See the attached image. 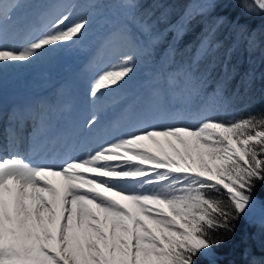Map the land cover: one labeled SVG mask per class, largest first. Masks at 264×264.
Returning a JSON list of instances; mask_svg holds the SVG:
<instances>
[{
  "label": "snow or ice",
  "instance_id": "snow-or-ice-1",
  "mask_svg": "<svg viewBox=\"0 0 264 264\" xmlns=\"http://www.w3.org/2000/svg\"><path fill=\"white\" fill-rule=\"evenodd\" d=\"M256 2L264 9V0ZM138 3L125 0L128 15L120 35L139 49L133 29L150 33L151 24L139 15ZM19 6V0L0 4V86L5 66L31 64L75 44L92 24L89 14L66 11L17 44L8 25H22L14 15ZM137 59L124 53L118 63L97 69L92 100L123 88L135 75ZM162 79L145 100L157 113L177 112L207 84L192 65ZM36 118L43 126L39 111ZM103 120V112H93L85 127L91 131ZM56 177L61 179H51ZM123 178H132L139 190L129 189ZM257 180L264 181V113L205 117L196 125L148 124L59 164L5 153L0 155V264H195L198 254H211L219 243L210 231L230 230L235 213L255 203L251 191ZM115 196L131 201L136 211Z\"/></svg>",
  "mask_w": 264,
  "mask_h": 264
},
{
  "label": "trees",
  "instance_id": "trees-1",
  "mask_svg": "<svg viewBox=\"0 0 264 264\" xmlns=\"http://www.w3.org/2000/svg\"><path fill=\"white\" fill-rule=\"evenodd\" d=\"M162 5L178 10L174 13L159 11ZM195 7V14L182 24L176 40H172V28ZM137 11L151 24L150 33H144L140 27L133 29L141 47L138 49L120 35L128 13L118 27L116 34L119 33V36L115 39L122 54L137 56V63L142 65L140 72L150 62L152 67L159 63L154 76L160 75L162 70L173 74L172 69H187L192 65L207 78L205 91L187 102L199 101L203 102L202 105L199 104L195 114L190 111L181 113L183 118L205 113L203 119H231L264 113V9L258 6L256 0H139ZM161 12L166 15H161ZM190 30L194 34L193 40L199 37L197 33L212 39L213 51L221 57L213 61L217 62L219 80H216L218 76L213 78L211 75L216 65L208 67L203 61L207 58L212 63L211 50L193 60V46L188 38ZM185 44H188L187 49ZM218 86L219 95L216 94ZM187 103L183 102L184 105ZM212 110L217 113L212 115ZM178 112H181L180 108ZM212 195L218 194L213 191ZM251 196L255 203L246 206L244 213H235L230 230L218 228L210 231L219 243L212 246L211 254H198L195 264H264V181H255Z\"/></svg>",
  "mask_w": 264,
  "mask_h": 264
},
{
  "label": "rangeland",
  "instance_id": "rangeland-1",
  "mask_svg": "<svg viewBox=\"0 0 264 264\" xmlns=\"http://www.w3.org/2000/svg\"><path fill=\"white\" fill-rule=\"evenodd\" d=\"M16 2L17 0H0V4H6L8 6H11ZM115 2H117V0H19L20 6L14 9V15L23 23L22 25L17 26H13L11 24L8 25L10 38H13L17 44H20L23 42L29 31L34 28H42L50 20L55 19L56 16L66 11H72L74 16L76 17H79L81 14L87 13L93 20L95 19L96 15L98 16L99 19H95V22L91 24L86 35L75 44H71L60 49H54L45 54L40 60L33 61L31 64L18 63L15 65L5 66L6 71L3 76V82L6 80L10 81V79H14L13 77H6L14 75L15 73H23L24 76L20 78V74H18L19 76L16 77L17 81L14 80L12 84L11 82H2L3 86H0V89L3 88V90H1L4 91L3 93L7 96V89H11L13 84L24 82L23 85H31L32 88H36V90H42L44 88H47V82L44 83V78L52 77L54 79L52 83L57 81V83H54L51 91L48 93L49 95L47 96V98L49 102H47L46 105L44 104L42 107L43 118L47 119L51 117V123L53 125L49 127H55L62 122L65 126L69 125L70 123L78 124L79 127L76 136L72 141V145H75V143L79 141V137L84 134V126L90 116V111L87 112V101L89 100V89L95 72L97 71V69L108 67L113 63H118L120 57L123 55V51L120 45L117 44V39H115L119 36V33L116 34V30L118 28L115 30L114 35L112 34L113 29L116 28L115 24L114 28L106 33L102 37V39L99 37V34L103 29L102 25L114 20L113 19L111 21L109 17L101 18L104 13L112 11L109 15L111 16L112 14V16H115L117 13H119L120 9H124L123 17L118 21L119 24L128 13V9L125 7L124 2H117L118 5L114 4ZM160 10H168L170 12H173L177 11L178 9H175V7L170 5H162V7L159 8V11ZM191 11H194L195 14L196 7L192 8L190 12ZM163 14L165 13L161 12V15ZM98 27H100L101 29H98ZM176 27L177 25L172 28V35L174 36V40H176V37L179 33L178 29L181 26L178 29H176ZM163 34H165V32H163ZM110 35L114 37L111 38L113 39V42L111 40L109 42L107 41L108 39H110ZM193 35V31L190 30V37H188L190 39L189 42L196 50L194 51V49L192 48L193 60H198V58L203 57L204 52L211 50L213 57L212 63H210L207 58H205L203 61L204 64H206L208 67H210L212 64L216 65L211 75L213 76V78L218 76L216 80H219L220 73L218 70L217 62L213 61L220 60L221 57L217 53V51H213L212 47L214 46V43L212 39L209 37L206 38L200 33H197V37H199L197 38V40H193ZM101 45L103 46L101 48H98ZM184 48L187 49L188 44H185ZM92 50H94L95 52H92ZM89 53H91L90 56ZM76 62L82 64V68L77 74V91H75V83H73V81L68 84L63 78L65 77L64 75L66 71H68L71 65ZM152 65V62H150L145 67V69H142V72H140L142 65H139L137 63L135 75L132 76V78L126 85H124L123 88H117L114 92H107L106 95L100 99L101 101L99 103V110L105 113L106 117L104 121L99 123L92 130L94 131V137L98 138L100 144H104L110 140L117 138L118 136L123 135L124 133L135 130L137 127L147 126L148 124H171L183 121L185 123L196 125L199 123V121L202 120L201 115H192L188 119H186V121H184V119L180 118V116L178 115L174 117L173 115L175 114V112H166L162 115L161 113L153 112L146 108L145 97H147L154 88H147L146 95L141 96V98L139 94L140 92L138 91H143V93H145L144 89L149 85H162L163 76L173 77L176 76L177 73H180L182 75L186 70V68L184 67L172 69L175 72L173 74H169L167 70H162L160 75L158 74L152 79L151 75L156 71L155 68H151ZM146 75L149 77V79L144 77ZM37 82L41 83L38 84ZM141 85H144V88L141 87L142 89H140ZM5 99H0V101ZM196 103H187L188 105L184 107L183 102H181L180 108H182V111H190L191 113L195 114V112L200 108L199 104L203 102L198 101ZM188 106L192 107V109L186 110ZM9 113L10 112L8 111L7 116H10L11 113ZM8 118L9 117H7V119ZM6 126L7 125H4L5 128ZM46 130L48 131L49 129L46 128ZM121 152H123V150H121ZM113 163L115 164L123 162L116 161ZM129 163L139 165L140 161L132 160L129 161ZM144 167L152 169L154 165L145 164ZM123 179L128 182L126 186L129 189L136 188L137 190H139L138 185L131 182L132 178ZM53 180L55 181L54 178ZM45 195H47V193H45ZM109 195H111V193H109ZM114 199L119 200L121 204L129 208V210L136 211L131 201L125 200L120 196H115ZM141 219H144V217L142 216Z\"/></svg>",
  "mask_w": 264,
  "mask_h": 264
},
{
  "label": "bare ground",
  "instance_id": "bare-ground-1",
  "mask_svg": "<svg viewBox=\"0 0 264 264\" xmlns=\"http://www.w3.org/2000/svg\"><path fill=\"white\" fill-rule=\"evenodd\" d=\"M117 2H124L125 3V0H117ZM117 2H115L114 4L118 5ZM123 11H124V9H122V10L120 9L119 13H117L115 16H112V14L110 16L109 14L112 11H109L108 13H104L101 16V18L109 17L111 19V21L114 19L112 22H107V23L102 25L103 29L99 34V37L101 39L106 33H108L109 31H111L114 28V24H115V27H116V25L119 24L118 21L121 20V18L123 17V13H124ZM190 13L191 12H189L188 14H190ZM187 15L183 19H185L187 17ZM191 17L192 16H190L186 20H189ZM95 19H99L97 15L95 16ZM95 19L94 20L92 19V23L95 22ZM100 27H98V29ZM99 37H97V38H99ZM77 65H71L69 72H66L64 75L65 77H63V78H65L67 81L71 79L76 84L77 77H75V69H76L75 66H77ZM24 72H26V71H24ZM18 74H20V76ZM18 76L21 78L24 76V74L23 73H15L14 75H10L6 78L13 77L14 79H10V81L6 80L3 83L11 82V84H12L14 80L17 81L16 77H18ZM6 78H4V79H6ZM44 80H45L44 83L47 82V88H45V90H43V91H40L38 89L36 90V88L35 89L32 88L31 85H26V84L23 85L24 82H21L19 84H13L11 89H7V93H6L7 96L3 93L4 92V91H2L3 88H1L2 90L0 89V99L6 98L5 100L0 101V142H4L3 147H5V149L6 148L7 149H15L17 151L18 148H20L21 150H18L16 153H18V152L21 153L23 151H27V157L26 158L32 159L33 161H43V162H48V163L54 162V163L59 164V163H62V161L66 160L69 156H85L88 152H90L93 149H95L96 147H98L97 140L92 141V142H88V136L93 131L88 130V133H85L82 140H80L79 144L76 146V151L73 152V151H71L70 148H74L71 141L75 137V126H73L71 124L65 126L62 121H61L62 123L58 124L55 128L47 131V133H45L44 129L40 128L38 133L34 134V137H32L30 139V141L28 142V145L26 146L25 149L23 148V146H21L22 148L20 147V145H22V139L26 135L27 131H29V129H30L31 123L33 121V117L36 116L37 112L41 110V108L43 107V105L47 99V96L49 95L48 92L51 90L54 83H57V81L52 83L54 81V79L52 77H49V78L46 77V78H44ZM41 82H43V81H41ZM41 82H37V83L39 84ZM49 83H51V84H49ZM76 89H78V88L75 85V90ZM99 101H100V99L98 101H93L91 96H90L89 100L87 101L88 109H92V112H101L99 110ZM8 110L13 115H16L17 113L19 114V117L16 118V120H18V122L16 123V124H18L17 127L14 126L15 120L13 122H9V123L6 121H2L5 114H6V111H8ZM50 118L47 119V121L45 123H49ZM104 119H105V116H104ZM6 124H7V126L4 129L3 127ZM14 133H15V136H14ZM62 136H64V140L62 141L61 144H57L59 139H61L60 137H62ZM70 144L72 145V147ZM0 147H1V145H0ZM2 151H4V149H0V155H1ZM20 156H22V155H20ZM51 179H53V178H51ZM54 179H55V181L58 182L61 178L56 177Z\"/></svg>",
  "mask_w": 264,
  "mask_h": 264
},
{
  "label": "water",
  "instance_id": "water-1",
  "mask_svg": "<svg viewBox=\"0 0 264 264\" xmlns=\"http://www.w3.org/2000/svg\"><path fill=\"white\" fill-rule=\"evenodd\" d=\"M193 14H194V11H191V13L188 14L187 17H186L185 19H182L181 22L178 23L176 29H178V28L182 25V23H183L186 19H188L190 16H192Z\"/></svg>",
  "mask_w": 264,
  "mask_h": 264
}]
</instances>
